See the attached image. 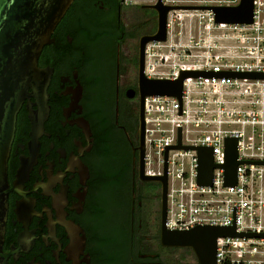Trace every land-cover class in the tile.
Returning <instances> with one entry per match:
<instances>
[{"label":"flooded vegetation","instance_id":"flooded-vegetation-1","mask_svg":"<svg viewBox=\"0 0 264 264\" xmlns=\"http://www.w3.org/2000/svg\"><path fill=\"white\" fill-rule=\"evenodd\" d=\"M157 2L75 0L42 50L8 157L0 264H198L163 243L162 185L141 178L140 45Z\"/></svg>","mask_w":264,"mask_h":264},{"label":"built area","instance_id":"built-area-1","mask_svg":"<svg viewBox=\"0 0 264 264\" xmlns=\"http://www.w3.org/2000/svg\"><path fill=\"white\" fill-rule=\"evenodd\" d=\"M162 1L178 7L241 4ZM187 22L198 25L196 36L190 24L185 37L177 31ZM189 72L201 74L184 80L181 99L145 100V175L167 176L168 230L234 229L239 236L217 239L216 264H264V79L237 77L264 75V0H254L250 24L218 23L212 10L171 11L166 41L147 45L144 76L176 82ZM229 140L237 141L238 166L236 184L227 186ZM206 149L215 169L205 186L199 175Z\"/></svg>","mask_w":264,"mask_h":264},{"label":"water","instance_id":"water-1","mask_svg":"<svg viewBox=\"0 0 264 264\" xmlns=\"http://www.w3.org/2000/svg\"><path fill=\"white\" fill-rule=\"evenodd\" d=\"M74 2L75 0H0V240L4 235L8 206V157L22 95L24 94L25 97L29 89H32L34 94L37 93L40 54L46 45L53 42L52 34ZM151 8L155 9L158 14L157 33L142 38L140 45L142 155H144L145 143L144 105L146 98L167 95L181 99L184 80L189 76L201 74L183 73L176 82L148 80L144 76L145 47L151 42L166 41L168 14L180 9L212 10L218 23L250 24L253 22L254 0H241V4L237 7H178L167 6L162 0H158L157 4ZM237 77L264 79V75L258 74L237 75ZM212 160V151L201 150L200 185L206 186L212 183L215 169ZM237 166V141L229 140L228 159L224 166L227 186L236 184ZM143 175L144 164L141 165V178L158 181L162 185V224L164 228L167 212V176L156 178ZM229 236L239 235L234 229L198 227L187 232L166 230L163 232L162 239L167 246L191 249L198 264H216L217 239ZM258 237H263V235Z\"/></svg>","mask_w":264,"mask_h":264},{"label":"rangeland","instance_id":"rangeland-1","mask_svg":"<svg viewBox=\"0 0 264 264\" xmlns=\"http://www.w3.org/2000/svg\"><path fill=\"white\" fill-rule=\"evenodd\" d=\"M132 1H138L139 4H154L156 3L158 0H132ZM183 2L185 3H188V2H195V1H200V0H182ZM190 5L189 6H194V7H201V6H198V5H191V4H194V3H189ZM191 26V30H192V33L196 36L197 34V29H198V25L195 23V22H187L185 24V26L183 25L182 28H178L176 27L177 31L181 32L180 35H182V37H185L187 35V25ZM181 255L183 256L187 261H190V262H193L192 260V255L190 253H187V252H179L178 255Z\"/></svg>","mask_w":264,"mask_h":264}]
</instances>
